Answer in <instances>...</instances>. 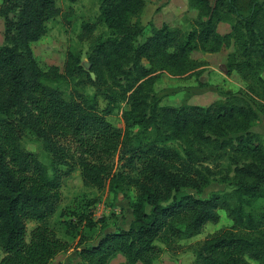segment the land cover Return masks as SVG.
<instances>
[{"label": "trees", "instance_id": "16d2710c", "mask_svg": "<svg viewBox=\"0 0 264 264\" xmlns=\"http://www.w3.org/2000/svg\"><path fill=\"white\" fill-rule=\"evenodd\" d=\"M187 1L196 16L183 31L151 23L147 30L140 20L144 0H100L94 21L83 23L78 35L90 42L88 68L78 51L68 50L60 72L57 66L42 71L30 47L59 15L55 0H1L0 264H48L71 248L49 219L75 168L86 187L136 189L127 228L76 243L84 264H111L117 255L125 259L118 264H153L161 251L157 239L191 238L217 223L221 210L231 226L190 245L192 264H264V138L252 128L264 116V1L249 0L246 12L240 0ZM220 23L229 30L221 33ZM98 25L106 36H93ZM230 47L226 73L241 77L248 100L225 91L208 105L160 104L154 85L162 71L194 73L206 63L193 51ZM60 81L72 85L68 93L53 84ZM87 86L94 88L91 96ZM121 103L127 107L116 127L107 117ZM27 132L47 163L25 148ZM216 176L226 188L204 198L186 191ZM69 214L68 229L97 222L83 207ZM29 220L35 225L27 231Z\"/></svg>", "mask_w": 264, "mask_h": 264}, {"label": "rangeland", "instance_id": "374dc122", "mask_svg": "<svg viewBox=\"0 0 264 264\" xmlns=\"http://www.w3.org/2000/svg\"><path fill=\"white\" fill-rule=\"evenodd\" d=\"M55 2L60 8V13L47 21L44 35L30 44L33 57L42 71L48 70L50 66H57L62 72L66 52L76 50L81 54L84 67L88 68L87 54L90 42L79 39L78 35L83 23L94 21L100 0H55ZM144 2L145 6L140 15V20L147 30L149 23H151L156 27L166 24L169 27L187 31L191 21L196 16V10L188 5L187 0H144ZM248 2L249 0H240L244 12L248 10ZM218 30L221 33L226 32L229 30V25L220 23ZM107 34L108 30L103 25H98L93 32L95 37L98 35L106 36ZM3 42L4 19L0 16V44ZM232 49V47L224 48L216 53L193 51L191 56L205 60L206 64L191 74L172 76L168 72L162 71L154 85L160 104L173 106L180 104L208 105L213 101L222 100L225 91L237 92L248 100V95L244 89L245 83L241 77L235 71L230 74L226 73V56ZM263 71L261 75L264 77ZM53 84L66 93L72 86L65 81ZM93 91V87L87 86L85 88L86 94L90 96ZM104 103L103 99H99L101 107L104 106ZM119 106V111H115L107 117L110 123L116 127L123 126L120 110L127 107L124 103ZM262 119H264L263 115L258 121ZM257 124L255 125L256 129L258 128ZM252 128L255 130L254 127ZM132 131L136 132L137 128L133 127ZM23 143L26 149L36 152L38 157L47 163L48 155L42 150L40 143L34 138V134L27 132ZM168 144L181 149L178 142L170 141ZM116 163L118 162L116 161ZM224 188L226 185L220 181L219 176H216L200 190L186 188V191L204 198L211 191ZM60 191L61 202L56 212L49 219V224L54 227L61 239L70 244L71 248L59 253L57 258H53L48 264H84L77 255L76 243L79 241L84 244L93 243L106 231H112L118 227L127 228L133 218L130 202L136 197V189L129 184L121 183L119 186L107 184L102 189L86 187L82 183L80 169L75 168L71 175L63 180ZM86 202H90V205L84 208ZM79 207H83L85 213L90 211L93 219L97 222L92 227L85 225L79 230L68 229L67 222L72 219L69 212ZM219 213L220 219L217 223L205 224L202 231L191 238H172L168 243L157 239L155 244L161 248V251L154 259L153 264H192L194 254L190 245L203 240L209 234L231 226L232 222L226 217L225 212L221 210ZM34 225V221H27V231H30ZM124 260L123 256L117 255L110 263L118 264Z\"/></svg>", "mask_w": 264, "mask_h": 264}, {"label": "crops", "instance_id": "0c3cea01", "mask_svg": "<svg viewBox=\"0 0 264 264\" xmlns=\"http://www.w3.org/2000/svg\"><path fill=\"white\" fill-rule=\"evenodd\" d=\"M263 74H264V71H263ZM264 78V77H263ZM260 121V122H259ZM259 121H257L254 125H253V127L255 128V125L257 124V129L255 128V131H257V132H259L260 134H262V136H263V138H264V119H262V120H259ZM58 255V254H57ZM56 255V256H57ZM55 256V258H57Z\"/></svg>", "mask_w": 264, "mask_h": 264}, {"label": "water", "instance_id": "95a60500", "mask_svg": "<svg viewBox=\"0 0 264 264\" xmlns=\"http://www.w3.org/2000/svg\"><path fill=\"white\" fill-rule=\"evenodd\" d=\"M9 16H11V13L9 14ZM90 76H91L92 78H94V74H93V72H90Z\"/></svg>", "mask_w": 264, "mask_h": 264}]
</instances>
